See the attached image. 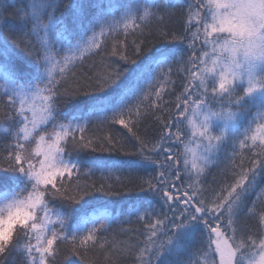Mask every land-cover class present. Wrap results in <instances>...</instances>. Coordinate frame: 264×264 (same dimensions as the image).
<instances>
[{
    "label": "snow or ice",
    "instance_id": "obj_1",
    "mask_svg": "<svg viewBox=\"0 0 264 264\" xmlns=\"http://www.w3.org/2000/svg\"><path fill=\"white\" fill-rule=\"evenodd\" d=\"M264 264V0H0V264Z\"/></svg>",
    "mask_w": 264,
    "mask_h": 264
},
{
    "label": "trees",
    "instance_id": "obj_2",
    "mask_svg": "<svg viewBox=\"0 0 264 264\" xmlns=\"http://www.w3.org/2000/svg\"><path fill=\"white\" fill-rule=\"evenodd\" d=\"M11 2L15 5H21L24 3V0H11ZM66 264H81V261L76 256H69Z\"/></svg>",
    "mask_w": 264,
    "mask_h": 264
}]
</instances>
